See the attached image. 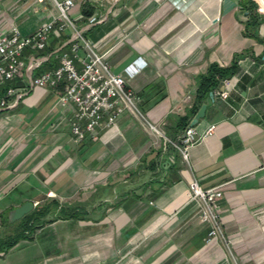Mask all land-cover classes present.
<instances>
[{
    "label": "crops",
    "instance_id": "1",
    "mask_svg": "<svg viewBox=\"0 0 264 264\" xmlns=\"http://www.w3.org/2000/svg\"><path fill=\"white\" fill-rule=\"evenodd\" d=\"M57 13L51 0H0V33L16 24L29 34ZM92 13L99 19L89 24ZM71 16L114 71L140 56L135 63L145 66L127 85L145 121L170 134L210 63L235 60L236 70L215 89L227 90L225 98L205 99L194 125L199 133L215 128L186 159L128 109L75 142L62 83L34 86L0 111V235L11 226L4 213L28 199L81 211L0 251V264H264V19L245 34L249 12L240 0H76ZM71 31L52 34L43 50H23L33 73L58 64ZM192 180L222 191L213 236L200 201L189 199Z\"/></svg>",
    "mask_w": 264,
    "mask_h": 264
},
{
    "label": "built area",
    "instance_id": "2",
    "mask_svg": "<svg viewBox=\"0 0 264 264\" xmlns=\"http://www.w3.org/2000/svg\"><path fill=\"white\" fill-rule=\"evenodd\" d=\"M51 1L58 10L57 15L38 25L33 32L22 34L16 24H11L6 32L0 33V111L15 105L34 86L54 88L62 83L64 88L59 94V102L72 109L70 128L77 143L85 139L87 132L92 133L100 125L114 124L126 109L144 116L138 104L139 96L126 82V78L133 77L145 66L142 61L135 63L140 56L126 64L122 72L114 71L95 44L76 26L75 18L71 16L76 0ZM258 1L264 5V0ZM98 19L96 13H92L88 23H95ZM68 27L72 29L71 35L60 47L58 64L33 73L34 66L27 64L23 50L28 46L43 50L52 34L60 36ZM66 44L67 48L64 47ZM23 69H28L27 78L22 84H14ZM215 94L225 98L228 93L227 90H214L213 96ZM148 123L156 129L154 123ZM214 128L212 123L199 133L195 125L188 124L176 140L167 138L163 130L162 136L174 144L186 159L189 146ZM221 194L220 188H203L196 180L189 183V199L200 201L199 215L211 224V236L221 231L219 213L214 204L215 198ZM33 203L35 205L38 201Z\"/></svg>",
    "mask_w": 264,
    "mask_h": 264
},
{
    "label": "trees",
    "instance_id": "3",
    "mask_svg": "<svg viewBox=\"0 0 264 264\" xmlns=\"http://www.w3.org/2000/svg\"><path fill=\"white\" fill-rule=\"evenodd\" d=\"M240 6L249 12V17L244 22L243 32L247 35H254L253 31L264 19V13L258 10L257 0H240ZM87 13H90V10L86 11ZM235 70V60L227 66H221L215 62L210 63L205 72L197 76V93L194 103L187 109L185 114L176 118L173 134H170L166 128L164 130L165 134L171 136V139H175L176 134L181 133L189 124L201 103L209 96V92L217 89L221 84V80L231 75ZM140 108L143 111V107L140 106ZM80 215V210L62 207L54 198L49 199L45 203L38 202L34 208L18 219V226H15L13 231L0 235V251H6L21 238L32 237L36 228L44 223L51 222L57 218L78 217ZM4 219L8 221L7 215H5Z\"/></svg>",
    "mask_w": 264,
    "mask_h": 264
},
{
    "label": "water",
    "instance_id": "4",
    "mask_svg": "<svg viewBox=\"0 0 264 264\" xmlns=\"http://www.w3.org/2000/svg\"><path fill=\"white\" fill-rule=\"evenodd\" d=\"M209 97L213 99V91L209 92ZM207 103L203 102L197 111L194 113L193 117L191 118L189 124L194 125L197 123L198 119L203 117L205 114V109H206ZM34 206V203L32 200L28 199L23 201L21 204L13 207L8 211L7 217L10 222L15 221L22 217L24 214L29 212Z\"/></svg>",
    "mask_w": 264,
    "mask_h": 264
},
{
    "label": "rangeland",
    "instance_id": "5",
    "mask_svg": "<svg viewBox=\"0 0 264 264\" xmlns=\"http://www.w3.org/2000/svg\"><path fill=\"white\" fill-rule=\"evenodd\" d=\"M137 115H138V117L144 122V123H146V125H147V127H148V129L155 135V137H156V139H158V137H160L163 141H166V143L168 142V140L167 139H165L164 138V136H162V134H163V131H162V128L160 127V126H158V125H154V126H156V129H157V131H154L151 127H150V125H149V123L147 122V121H145V119H144V117L140 114V113H138L137 112ZM170 144H171V146H173V147H175L176 149H178L174 144H172L171 142H169ZM46 201H48V199H44L43 201H40V203H45ZM5 214L6 213H4V215H3V218H2V220H1V222H7L4 218H5ZM12 224H10L11 226H5V228H4V230H3V233H8V232H11V231H13L14 229H15V226H18V219H17V222H16V220L15 221H13V222H11ZM20 224V223H19Z\"/></svg>",
    "mask_w": 264,
    "mask_h": 264
},
{
    "label": "bare ground",
    "instance_id": "6",
    "mask_svg": "<svg viewBox=\"0 0 264 264\" xmlns=\"http://www.w3.org/2000/svg\"><path fill=\"white\" fill-rule=\"evenodd\" d=\"M152 127V129L154 130V131H156V129L153 127V126H151Z\"/></svg>",
    "mask_w": 264,
    "mask_h": 264
}]
</instances>
